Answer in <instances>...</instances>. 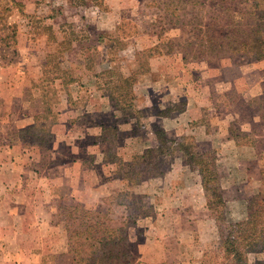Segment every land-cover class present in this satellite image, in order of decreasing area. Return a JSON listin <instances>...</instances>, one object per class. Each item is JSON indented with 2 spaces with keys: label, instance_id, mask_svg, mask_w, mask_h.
Wrapping results in <instances>:
<instances>
[{
  "label": "rangeland",
  "instance_id": "1",
  "mask_svg": "<svg viewBox=\"0 0 264 264\" xmlns=\"http://www.w3.org/2000/svg\"><path fill=\"white\" fill-rule=\"evenodd\" d=\"M16 1L6 13L16 53L0 52V141L14 142L15 171L27 179L14 187L28 196L0 198V220L19 226L7 230L8 250L75 264L65 207L81 205L125 229L127 255L113 264H227L231 239L244 240L247 262L264 264V54L204 51L192 34L203 0L179 6L178 23L167 0ZM189 108L201 117L184 119ZM219 115L237 145L183 130L206 121L208 135L221 133ZM184 135L216 156L222 207L188 177ZM148 147L158 150L146 166Z\"/></svg>",
  "mask_w": 264,
  "mask_h": 264
},
{
  "label": "trees",
  "instance_id": "2",
  "mask_svg": "<svg viewBox=\"0 0 264 264\" xmlns=\"http://www.w3.org/2000/svg\"><path fill=\"white\" fill-rule=\"evenodd\" d=\"M197 2L200 0H167L163 5L178 23L181 21L178 14L179 6H190ZM262 2L263 0H217L220 9L211 14L206 10L203 0L200 2L204 4L202 13L192 28L193 37L203 46L204 51L215 57L240 51L255 53L261 57L264 54V6L260 4ZM14 4L19 8L21 6L16 0H0V52L9 49L13 55L16 53L17 33L16 29L7 23L6 13ZM240 4L243 5L244 11L234 10L232 14V8ZM236 13L241 15L238 21L235 19ZM249 19H252L250 24ZM246 25H250L249 30L244 27ZM123 82L128 86L126 91L129 92L131 80L126 77L123 78ZM118 97L119 102L124 101L121 99V93ZM235 143L237 145V140ZM177 146L183 154V165L193 170L192 175L188 177L201 184L208 206L222 207L224 201L218 193L219 172L214 153L200 152L195 139L190 135H184ZM155 150L157 151L158 147H148L141 156V164L151 165ZM65 208L68 216L75 222V228L69 229L67 238V252L75 264H113L114 260H120L127 255L125 229L111 225L105 213L85 209L81 205H70ZM249 212V216L254 214L251 206ZM242 241L244 240H226L227 264H252L243 257L241 247L245 242ZM245 246H248L247 242Z\"/></svg>",
  "mask_w": 264,
  "mask_h": 264
},
{
  "label": "crops",
  "instance_id": "3",
  "mask_svg": "<svg viewBox=\"0 0 264 264\" xmlns=\"http://www.w3.org/2000/svg\"><path fill=\"white\" fill-rule=\"evenodd\" d=\"M199 112L200 110L198 109L196 110V109L189 108L188 112L185 113L183 117L184 119L187 118V120L189 121L197 120L198 117H201V114ZM224 118L225 117H223V115H219L217 116V119L215 120L212 119L213 121L217 120L215 123L219 127L217 126L215 127V129L221 132V133L215 132V134H213L212 136L207 134V132L209 131V128H208L206 121H198V122H195V124L194 123L188 124L186 128L184 126L183 130L199 129L198 130L199 137L204 142H207L210 140L212 141L216 140L218 143V140H219L220 143H222L223 138L228 139L227 143H229V145L232 147L236 143L234 139L230 138L228 129L227 128L224 129V125H223L224 120H225ZM167 119L168 120L165 121V123L168 125V127L166 126L168 128L167 131L176 130L179 123L176 124L172 121V119H169V118ZM13 147H14V142H10L7 139L0 141V198H4V199L8 197L12 199L14 197L22 196V194H25V196H28V192H26L25 190L19 187H14L16 184V181L23 182L27 179H25L24 176L20 177V174L18 175V173L15 171V169L17 168L16 167L17 159H15L16 157L14 154ZM8 155H9V158L7 157ZM197 186L200 187L199 184ZM3 214L4 216L8 215L9 212L7 213L6 210H4ZM20 222H21L20 226L24 228V219L22 220V214H21ZM13 227L18 228L19 226L17 227L14 225H8L7 223L0 220V234H1L0 235V264H13L14 262H17L16 264H24V262L29 264L31 260H34V258L38 260L39 264H43L44 256H42V254H39V257H38L34 253H31V251L28 248H26L25 252L23 249H20V252L18 253L17 252L12 253L11 250H8L9 245L7 246V242H6L8 238L7 230ZM3 233L5 234V236L3 235Z\"/></svg>",
  "mask_w": 264,
  "mask_h": 264
}]
</instances>
